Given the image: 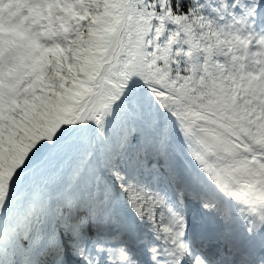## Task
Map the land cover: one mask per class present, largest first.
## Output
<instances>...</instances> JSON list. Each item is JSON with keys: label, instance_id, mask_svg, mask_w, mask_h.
<instances>
[{"label": "snow or ice", "instance_id": "1", "mask_svg": "<svg viewBox=\"0 0 264 264\" xmlns=\"http://www.w3.org/2000/svg\"><path fill=\"white\" fill-rule=\"evenodd\" d=\"M0 264H264V0H0Z\"/></svg>", "mask_w": 264, "mask_h": 264}, {"label": "clouds", "instance_id": "2", "mask_svg": "<svg viewBox=\"0 0 264 264\" xmlns=\"http://www.w3.org/2000/svg\"><path fill=\"white\" fill-rule=\"evenodd\" d=\"M2 7H3V11H4L5 15H7L8 12H9V9L12 8V7H15V6L14 5H9V4L5 3V4H3Z\"/></svg>", "mask_w": 264, "mask_h": 264}]
</instances>
